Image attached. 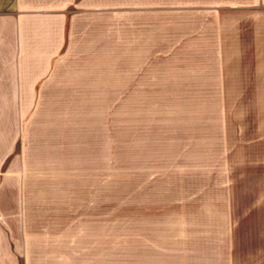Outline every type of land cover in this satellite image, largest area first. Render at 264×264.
<instances>
[{
    "label": "rangeland",
    "instance_id": "obj_1",
    "mask_svg": "<svg viewBox=\"0 0 264 264\" xmlns=\"http://www.w3.org/2000/svg\"><path fill=\"white\" fill-rule=\"evenodd\" d=\"M169 8L163 0H107V25L92 33L100 36L101 49L92 50L74 75L78 86L95 76L107 89L94 96L87 88L84 96L69 99L76 107V160L59 162L57 171V164L43 168L44 201L59 207L43 217L63 220L60 233L106 234L109 264L119 256L130 264L134 234L178 233L183 217L224 216L226 193L208 185L227 177L230 156L233 174L241 175L244 121L249 116L253 121L259 104L264 108L263 99L230 96V63L242 59V50L216 51L218 58L212 59L214 51L206 48H180L184 42L204 46L212 36L196 35L194 26ZM241 23L242 17L231 16V32L222 41H241ZM216 59L227 71L220 82L226 87L220 93L227 96L211 98L201 90L204 82L190 78L195 69L204 75L206 68L194 66L198 61ZM78 142L98 145L80 148ZM79 149L86 151L82 158ZM52 183H59L58 195L50 191ZM251 188L245 195L241 184L233 187L232 215L251 220L235 228L264 233V187ZM197 190H204L198 199L202 210L193 198L189 201Z\"/></svg>",
    "mask_w": 264,
    "mask_h": 264
},
{
    "label": "crops",
    "instance_id": "obj_2",
    "mask_svg": "<svg viewBox=\"0 0 264 264\" xmlns=\"http://www.w3.org/2000/svg\"><path fill=\"white\" fill-rule=\"evenodd\" d=\"M163 3L186 26L193 25L196 35L212 36L204 46L184 42L187 45L180 48H206L214 51L212 59L218 58L216 51L242 50V59L230 63V96L264 100V0ZM107 15V0H0V264H109L106 234L60 233L63 220L43 217L59 207L44 201L42 182L46 163L50 169L57 164V171L59 162L76 160V107L69 99L84 96L87 88L96 92L94 96L107 89L106 81L95 76L78 86L74 76L92 50L100 51V36L92 33L106 27ZM231 16L242 17L241 41L223 42L225 32H231ZM225 18L230 21L224 25ZM217 61H198L194 66L206 68L204 75L195 69L190 78L196 84L204 82L201 90L209 91L211 98L227 96L220 93L226 88L220 82L227 71ZM254 113L253 121L250 116L244 121L241 175L233 174L236 167L230 156L227 177L208 185L226 193L224 216L183 217L178 233L134 234L130 264H264V233L237 232L235 226L244 227L251 220L232 215L233 187L241 184L245 195L256 183L264 187L261 104ZM91 144L78 142L80 148ZM77 151L81 158L86 152ZM51 187L58 195L59 183ZM203 194L197 190L189 201L198 203ZM196 209L203 208L198 203ZM115 260L114 264H124L122 256Z\"/></svg>",
    "mask_w": 264,
    "mask_h": 264
}]
</instances>
